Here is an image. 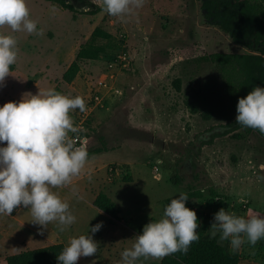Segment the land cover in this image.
I'll return each instance as SVG.
<instances>
[{
    "label": "rangeland",
    "instance_id": "374dc122",
    "mask_svg": "<svg viewBox=\"0 0 264 264\" xmlns=\"http://www.w3.org/2000/svg\"><path fill=\"white\" fill-rule=\"evenodd\" d=\"M69 2L79 13L54 2L28 0L39 34L13 33L8 26L0 32L14 35L19 50L12 65L16 73L2 85L17 89L30 83L26 92L33 94L38 87L59 86L64 94L85 100V111L70 113L74 126L82 124L83 130L69 136L88 135V160L68 189L78 192L89 186V192L107 194L124 223H109L95 208V224L103 221L92 234L97 252L81 257L78 264H116L139 230L163 215L166 200L181 192L204 193L186 202L197 213L200 238H212L208 230L220 208L243 216L249 209L264 215L261 138L243 130L226 135L225 126L236 114L222 78L214 64L195 60L201 51L249 50L204 18L202 0H145L127 22L104 12L103 0ZM94 7L102 11L88 14ZM97 27L112 38L93 39ZM87 45L104 47L106 54L82 62L74 82L64 83L66 69ZM52 190L61 198L68 195L62 187ZM211 191L221 197L215 199L218 206L207 205ZM216 239L239 255L240 264H264V239L255 245L246 242L235 252L229 241ZM163 257H141L136 264H161Z\"/></svg>",
    "mask_w": 264,
    "mask_h": 264
},
{
    "label": "clouds",
    "instance_id": "9594fccd",
    "mask_svg": "<svg viewBox=\"0 0 264 264\" xmlns=\"http://www.w3.org/2000/svg\"><path fill=\"white\" fill-rule=\"evenodd\" d=\"M145 0H103V11L123 22L143 7ZM11 32L39 34L31 18L28 0H0V27ZM17 39L0 32V84L10 74L18 56ZM22 94L19 101L0 105V215L11 214L18 207L29 208L33 223L47 227L57 222L59 230L76 221L69 203L52 189L67 186L81 174L88 160L86 139L69 136L77 127L71 112L85 111L83 97L71 96L55 88ZM236 122L264 134V87L255 86L236 106ZM79 140V143L77 141ZM162 161H157L161 163ZM189 197L181 192L165 206L163 215L150 220L131 240L116 264H136L141 258H159L182 251L199 239L197 213L186 207ZM103 221L90 228L87 235L69 239L58 254L59 264H77L81 257L94 256L97 242L93 235ZM210 237L229 241L238 251L244 243L255 245L264 239V215L248 210L247 216L220 208L213 214Z\"/></svg>",
    "mask_w": 264,
    "mask_h": 264
},
{
    "label": "trees",
    "instance_id": "16d2710c",
    "mask_svg": "<svg viewBox=\"0 0 264 264\" xmlns=\"http://www.w3.org/2000/svg\"><path fill=\"white\" fill-rule=\"evenodd\" d=\"M57 3L62 9L76 12L77 9L69 0H46ZM204 18L211 24L217 25L227 33L236 44L249 50V53H207L201 51L196 55L199 63H210L216 66L224 84L225 97L229 99L233 112L237 115L236 106L240 97H245L255 86L264 87V0H202ZM100 7H94L88 14L101 12ZM93 39L110 40L112 35L97 27L92 34ZM204 50V49H203ZM106 54L101 46H82L74 61L66 69L62 81L71 84L81 71L84 61H98ZM57 91L64 93L61 87ZM226 135L243 130L246 135H257L264 147V134L259 130L237 124L236 118L225 126ZM84 137L88 135L82 133ZM189 199L202 198V190L186 192ZM207 205L218 206L219 197L214 191L210 192ZM178 197V196H176ZM175 198V197H173ZM167 199L169 204L173 199ZM218 198V201L215 199ZM188 199V200H189ZM94 206L110 216L112 222H121V210L105 193H99ZM240 215V214H238ZM142 229L139 230V233ZM65 246H51L26 250L19 254L7 256V264H59L58 254ZM161 264H240L239 255L232 253L228 247L221 245L216 238H200L190 245L186 253L178 251L164 255Z\"/></svg>",
    "mask_w": 264,
    "mask_h": 264
},
{
    "label": "crops",
    "instance_id": "0c3cea01",
    "mask_svg": "<svg viewBox=\"0 0 264 264\" xmlns=\"http://www.w3.org/2000/svg\"><path fill=\"white\" fill-rule=\"evenodd\" d=\"M15 71L12 66L10 73L15 74ZM30 87V83L24 84L23 88L17 86V89L14 84H0V105L19 101L22 94L26 93ZM76 182L77 180H74L69 185L62 186L68 192V195H64L62 199L69 203L70 210L76 217L73 224L64 226V231L59 230L60 226L55 221L50 222L47 227L33 223L34 218L29 208L14 209L10 215H0V261H5V256L15 255L17 251L34 250L54 244L66 246L70 238L90 233L89 227L94 226L97 221L94 218V210L98 208L94 206V200L99 193L89 192L91 190L89 186L77 190L78 192L68 189ZM98 212L101 216L105 214L109 218V223H113L105 212L101 210ZM114 223H124V220ZM14 250L16 253L11 254Z\"/></svg>",
    "mask_w": 264,
    "mask_h": 264
},
{
    "label": "built area",
    "instance_id": "2783aa9c",
    "mask_svg": "<svg viewBox=\"0 0 264 264\" xmlns=\"http://www.w3.org/2000/svg\"><path fill=\"white\" fill-rule=\"evenodd\" d=\"M95 101H96V103L100 104V103H101V98H100L99 96H97V97L95 98ZM77 129H78V131H79V130H83V125L81 124L80 127H78ZM72 137H79L80 139H86V140H87V138L84 137L82 133H80V135H79V134H75V135L72 134ZM77 143H79V140L77 141ZM112 170H113V169H111V171H112ZM21 208H22V207H18V208H16V209H21Z\"/></svg>",
    "mask_w": 264,
    "mask_h": 264
},
{
    "label": "flooded vegetation",
    "instance_id": "af4514ba",
    "mask_svg": "<svg viewBox=\"0 0 264 264\" xmlns=\"http://www.w3.org/2000/svg\"><path fill=\"white\" fill-rule=\"evenodd\" d=\"M91 1V0H90Z\"/></svg>",
    "mask_w": 264,
    "mask_h": 264
}]
</instances>
